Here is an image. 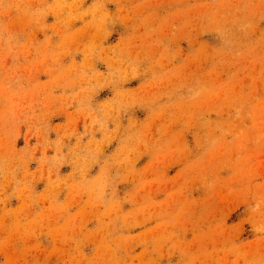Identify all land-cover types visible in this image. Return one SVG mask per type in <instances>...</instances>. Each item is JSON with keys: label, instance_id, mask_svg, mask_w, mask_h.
<instances>
[{"label": "rangeland", "instance_id": "374dc122", "mask_svg": "<svg viewBox=\"0 0 264 264\" xmlns=\"http://www.w3.org/2000/svg\"><path fill=\"white\" fill-rule=\"evenodd\" d=\"M0 264H264V0H0Z\"/></svg>", "mask_w": 264, "mask_h": 264}]
</instances>
